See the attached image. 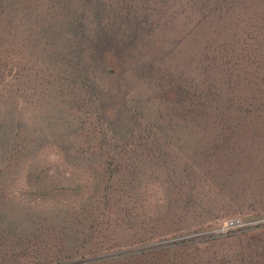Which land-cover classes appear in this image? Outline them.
I'll return each instance as SVG.
<instances>
[{"label":"rangeland","instance_id":"rangeland-1","mask_svg":"<svg viewBox=\"0 0 264 264\" xmlns=\"http://www.w3.org/2000/svg\"><path fill=\"white\" fill-rule=\"evenodd\" d=\"M54 1L65 13L43 24L38 11ZM54 1L1 0L10 74L0 82V264H240L234 254L252 249L260 256L246 260L264 264V0H118L142 4L141 42L104 58L89 53V19L72 23L84 0ZM164 19L157 50L148 24ZM162 48L197 84L194 110L160 111L137 90L149 79L135 74ZM81 66L107 104L138 102L161 137L159 149L123 151L131 193L120 171L86 165L72 148L90 117L70 88ZM105 194L110 209L98 203Z\"/></svg>","mask_w":264,"mask_h":264},{"label":"trees","instance_id":"trees-1","mask_svg":"<svg viewBox=\"0 0 264 264\" xmlns=\"http://www.w3.org/2000/svg\"><path fill=\"white\" fill-rule=\"evenodd\" d=\"M126 2L129 1L118 3V0L117 2L109 0V2L103 3V0H84L83 9L85 11L88 5L90 14L86 15L85 12L81 10L75 18H73L72 23L73 25L77 24V26L84 28V19H89L92 31L96 33L93 38L92 49L89 50L90 54L100 52L104 58V54H106L108 50L113 53V48L115 49V46L121 47L120 45H126L129 42H133L136 45L140 44L141 39L137 36V32L141 29L140 23L144 22V25L146 20L141 13H137L142 9V4H139L138 9L136 3ZM0 4L2 5L0 6V16H5L7 9L3 7L4 5L1 0ZM115 4L117 5L116 11ZM44 6L43 9L38 11L43 24L46 19H50L51 11L55 13L58 11L60 14L65 13L59 2H48L44 4ZM123 12L125 13L123 14ZM159 17L162 18V16ZM188 19L189 18H186V20ZM174 21L175 19H173L172 26L175 24ZM156 22L157 21H151V23L148 24L150 26L148 29L150 31L149 38H160V41L157 42V50H160L159 46L163 45L161 42L163 35L169 34L170 25L167 19ZM116 23H118V25H116ZM195 24H197V22L194 23V25ZM43 27L45 26L43 25ZM124 27L125 29L122 30ZM6 43V39L0 37V67L4 70L2 71L0 69V82H2V84L10 74L6 72L1 62V58L7 56V48L3 47V44L6 45ZM70 47H72V45ZM162 51L164 52L158 53V55H155L153 52L154 56L150 58L153 59L155 57V60L148 61L146 66L145 63H143L142 67L138 69L140 72L139 74L145 75L142 76L137 73L135 74L136 78H148L149 80H146V84L143 85L145 89L143 87L142 89H138L139 87H137V90H143V93L151 99L147 102L152 103V105L156 106L160 111H162V109H164L165 112H171L176 109L187 112H189L188 110H194L197 108L199 100L198 91L194 88L197 84L190 86L189 84H192L190 81H186L180 73L178 74L175 72L177 69L171 61L172 49L169 50V48H167L165 51L162 48ZM112 57L114 58L115 56L112 55ZM109 63L111 64V61H109ZM84 70H87V68L81 66V72L79 74L82 76V80L78 82L74 80L72 82L73 84L70 83L72 84L70 88L73 92V96H76L74 98L76 108L84 111L90 110L89 126L88 129L85 130L86 133L82 135L80 145L77 146L76 144V147L72 148L84 157L86 165L91 164L90 160H92V162L96 161L97 165L102 164L104 169H108V172L115 174L120 171V176L118 175L119 179L122 180L123 186L126 184L125 190L131 193L132 191H130V189L132 186H129V184L131 182V173L133 169H131L130 166L127 167V163H129L131 157L129 155H124L123 151L132 148L146 149V146H148V149H159L158 141L161 137L155 138L156 133L150 131L152 123L149 119L147 120L146 115L142 113V109L138 106V102H133V104L130 103L131 105H129L126 99H120L119 103L115 104L116 107L113 108L114 105L107 104L106 96L103 94V91H95L98 87H92L91 80L88 79ZM16 84H18V82ZM139 86H142V84ZM137 96L138 95L133 96L132 99ZM103 105L105 107H103ZM111 112L115 113L110 115ZM118 112H120V114H117ZM102 148L104 149L103 152L101 151ZM123 162L124 168L120 170ZM114 187L118 190L116 186ZM120 193V190H118L117 194ZM110 199L111 197L105 194L103 197L99 198L98 203L104 204V209H110L112 206L110 204ZM87 201H89L87 198L83 200L85 203ZM118 203L119 200L116 204ZM129 207L130 205H126V209ZM252 250L255 252L252 253L251 250H247V252H238L234 254V259L239 260L240 264H253L247 261L246 258L251 257L253 259L254 256L259 257L260 255L256 250ZM258 251L264 252V242L258 248ZM224 257L225 256H210L202 261V264H215L218 258H221L220 262L225 264ZM173 259L174 258L170 259L171 264H173Z\"/></svg>","mask_w":264,"mask_h":264}]
</instances>
